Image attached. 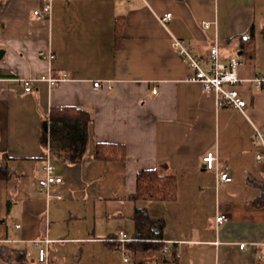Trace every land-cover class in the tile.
I'll return each mask as SVG.
<instances>
[{"label": "crops", "instance_id": "crops-1", "mask_svg": "<svg viewBox=\"0 0 264 264\" xmlns=\"http://www.w3.org/2000/svg\"><path fill=\"white\" fill-rule=\"evenodd\" d=\"M45 1L0 0V264H36L34 241L46 239L50 264H264V161L254 139L264 88L253 84L264 75V0H53L49 16H36ZM252 27L255 57L238 69L247 108L219 107L190 80L173 37L209 71L211 46L228 64ZM77 109L92 117L80 162ZM97 143L124 145L126 158L96 159ZM208 152L232 182L205 168ZM48 156L62 178L50 198L38 184ZM155 167L176 174L177 199L134 202L138 173ZM136 207L159 220L162 240H141ZM222 213L229 220L217 224ZM137 241L148 246L136 250Z\"/></svg>", "mask_w": 264, "mask_h": 264}, {"label": "built area", "instance_id": "built-area-1", "mask_svg": "<svg viewBox=\"0 0 264 264\" xmlns=\"http://www.w3.org/2000/svg\"><path fill=\"white\" fill-rule=\"evenodd\" d=\"M52 1L46 0L43 7L39 10L34 11L36 16L46 17L51 14ZM131 1V0H128ZM171 13L167 14L161 19L162 23H166L171 19ZM206 27L209 25L206 24ZM173 48L177 51L182 60L190 67L192 70V75L190 77L191 81L198 82L202 85L203 91L205 93H212L215 95L217 104L219 107H233L242 112L247 108V102L242 98L237 86L242 80L238 76V69L243 64V61L238 57H233L230 59L228 64H223L220 62L219 47L217 44H213L210 48V63L211 68L206 71L202 66V61L197 57L188 46L187 42L174 38L172 41ZM41 58L47 60H54L55 55L53 53H40ZM62 79L51 80L52 84L59 85ZM26 91H31L32 85L31 81L24 80ZM253 84L256 89L264 88V75L257 76L253 79ZM100 83H95V87H99ZM156 94L157 90H153ZM254 139L256 142L261 144L262 150L256 155L257 161H264V129L255 127L254 128ZM203 162L207 170L214 171L217 180L220 183H230L233 178L229 173L223 169L219 162V156L215 152H208L204 158ZM43 177L38 180L40 192L50 198L52 195L51 187L53 185L60 184L62 178L55 175V167L51 162L50 156L46 158L45 164L43 166ZM56 198H61V196H55ZM229 220L227 214H220L216 218L217 224H223ZM121 240H129L125 233H121ZM45 243V247L42 244ZM49 240H36L34 241L35 247L38 249V259L36 264H50L49 262ZM241 249L247 247L246 243L240 245ZM168 248H165L167 250ZM127 260V259H126Z\"/></svg>", "mask_w": 264, "mask_h": 264}, {"label": "trees", "instance_id": "trees-1", "mask_svg": "<svg viewBox=\"0 0 264 264\" xmlns=\"http://www.w3.org/2000/svg\"><path fill=\"white\" fill-rule=\"evenodd\" d=\"M264 40V27L261 30ZM256 31L251 28L250 34L240 40L238 47V56L242 61L253 59L256 53L255 47ZM76 120L83 125L84 134L81 137L76 150L72 156V160L80 162L87 150L88 146V127L92 121V117L84 110H76ZM95 158L103 161H118L126 158V148L121 144L97 143L94 150ZM164 167H155L144 169L138 173L136 192L130 197L134 202L139 201H174L177 199L178 181L176 174L164 173ZM135 221L136 232L141 240H162L163 233L156 231L153 224L156 219L149 216L146 208L136 207L133 215ZM160 246V244H158ZM148 246L146 241H137L133 243L134 249H145ZM176 252L173 253V259Z\"/></svg>", "mask_w": 264, "mask_h": 264}]
</instances>
